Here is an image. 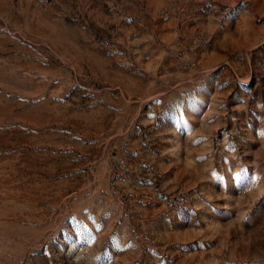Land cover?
<instances>
[{
  "label": "rangeland",
  "instance_id": "374dc122",
  "mask_svg": "<svg viewBox=\"0 0 264 264\" xmlns=\"http://www.w3.org/2000/svg\"><path fill=\"white\" fill-rule=\"evenodd\" d=\"M0 264H264V0H0Z\"/></svg>",
  "mask_w": 264,
  "mask_h": 264
}]
</instances>
